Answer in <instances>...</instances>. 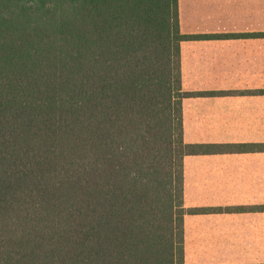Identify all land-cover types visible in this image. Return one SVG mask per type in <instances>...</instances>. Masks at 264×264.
Masks as SVG:
<instances>
[{
  "label": "trees",
  "instance_id": "trees-1",
  "mask_svg": "<svg viewBox=\"0 0 264 264\" xmlns=\"http://www.w3.org/2000/svg\"><path fill=\"white\" fill-rule=\"evenodd\" d=\"M246 36L182 34L178 0H0V264H184L186 215L264 213L183 201L185 157L264 154L183 138L227 92L183 90L181 44Z\"/></svg>",
  "mask_w": 264,
  "mask_h": 264
},
{
  "label": "rangeland",
  "instance_id": "rangeland-1",
  "mask_svg": "<svg viewBox=\"0 0 264 264\" xmlns=\"http://www.w3.org/2000/svg\"><path fill=\"white\" fill-rule=\"evenodd\" d=\"M184 35L241 34L238 40L183 42L186 92L224 97L183 101L185 142H264V0H178ZM186 208L264 204V154L184 159ZM185 264L264 262V214L187 215Z\"/></svg>",
  "mask_w": 264,
  "mask_h": 264
},
{
  "label": "crops",
  "instance_id": "crops-1",
  "mask_svg": "<svg viewBox=\"0 0 264 264\" xmlns=\"http://www.w3.org/2000/svg\"><path fill=\"white\" fill-rule=\"evenodd\" d=\"M178 5H179V2H178ZM179 25H180V20H179ZM180 28V26H179ZM216 41H223V40H214V41H192V42H208V43H211V42H216ZM226 41H229V40H226ZM182 54V52H181ZM182 59V57H181ZM187 143H203V142H187ZM217 156H220V155H217ZM186 158V157H185ZM184 158V159H185ZM184 164V162H183ZM253 205V204H252ZM232 206V205H230ZM185 207V206H184ZM204 207H208V206H204ZM219 207V206H217ZM220 207H225V206H220ZM186 208V207H185ZM190 208H195V207H190ZM264 214V213H262ZM201 215H209V214H201ZM212 215V214H210ZM214 215H220V214H214ZM225 215H234V214H225ZM241 215V214H240ZM252 215H255V214H252ZM187 216V215H186ZM185 216V217H186ZM194 216V215H193ZM185 217H184V264H185V227H186V224H185ZM248 263H257V262H248ZM232 264H244V263H232Z\"/></svg>",
  "mask_w": 264,
  "mask_h": 264
}]
</instances>
